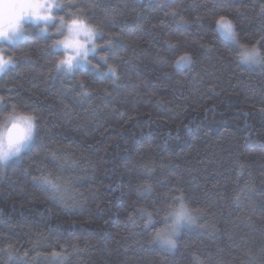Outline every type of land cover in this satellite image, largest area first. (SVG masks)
I'll return each instance as SVG.
<instances>
[{
	"label": "trees",
	"instance_id": "1",
	"mask_svg": "<svg viewBox=\"0 0 264 264\" xmlns=\"http://www.w3.org/2000/svg\"><path fill=\"white\" fill-rule=\"evenodd\" d=\"M75 3L101 43L119 34L100 70L57 71L54 36L32 24L0 44L16 60L0 75V128L44 118L35 146L0 165V264H264V65L214 23L228 15L264 56V0ZM49 173L63 198L35 179ZM181 194L204 213L169 251L153 238Z\"/></svg>",
	"mask_w": 264,
	"mask_h": 264
},
{
	"label": "snow or ice",
	"instance_id": "2",
	"mask_svg": "<svg viewBox=\"0 0 264 264\" xmlns=\"http://www.w3.org/2000/svg\"><path fill=\"white\" fill-rule=\"evenodd\" d=\"M80 5L75 0H0V41L15 42L21 40L25 36V23L32 21L34 23L43 22L45 27L42 31H47L50 21L58 20L61 25L57 35L61 39L53 41L50 46L53 53L62 49V57L55 63L57 71L64 69L66 73L72 72L73 69L81 64H90L88 57L90 53H97L101 47L108 51H112L115 47L114 41L118 39L119 34H109L104 45H97L96 39L103 38L105 33L102 26L92 24L81 16L87 13L81 11L79 14L68 11ZM56 11H64L69 19L65 20L64 16H54ZM176 9L172 10V14H177ZM264 13V8H262ZM199 17L197 20L199 21ZM217 30L227 36L239 49V59L245 64H261L264 65V56L261 55L258 48L253 45L248 47L241 43L236 24L228 15H218L214 21ZM259 43V42H258ZM100 59L107 64V57L100 56ZM16 60L12 55L5 58L4 49L0 48V72H3L7 65L15 64ZM192 57L185 53L180 56L176 64L191 65ZM99 70V65H93ZM109 72L115 74L116 68L109 65ZM3 98H0L2 102ZM43 117L36 115L13 114L9 117V125L0 131V162L8 161L11 157H19L25 149L34 147L35 141L39 136L40 124ZM53 160H58L57 152H51ZM46 187L50 188L53 193H60L63 198L66 194V188L62 191L61 184L58 182L59 177L52 178V174L48 176L41 175L35 177ZM177 191H180L177 189ZM239 199V196L236 197ZM173 203L164 209L165 215L161 217L164 227L156 230L153 239H159L167 250L171 251L177 247V239L181 230L185 226L196 224L197 216L204 213L203 209L193 210L186 206L185 196H174L171 198ZM141 213L147 212V226H154L153 213L146 208H140ZM132 218L131 215L129 217Z\"/></svg>",
	"mask_w": 264,
	"mask_h": 264
},
{
	"label": "rangeland",
	"instance_id": "3",
	"mask_svg": "<svg viewBox=\"0 0 264 264\" xmlns=\"http://www.w3.org/2000/svg\"><path fill=\"white\" fill-rule=\"evenodd\" d=\"M53 15H54V16H57V17L60 16V15H57L56 12H54ZM65 20H66V19H65ZM26 24H32V25L37 26V27L39 28L40 33H42V34L54 36V38H55L54 41L62 38L61 36L57 35L58 31H59L60 28H61V25L59 24L58 20L50 21V22L48 23L47 31H46V32H45V31H42V29L45 27V25H44L43 22L34 23V22H32V21H28V22L25 23V26H26ZM26 35H27V31H26V28H25V36H24L23 39H25ZM223 36H224L226 39H228L229 41H231L227 36H225V35H223ZM98 38H99V37H98ZM98 38L96 39V43H97V45H100V46L104 45V43H101V42L98 40ZM23 39H21V40H17V41H15V42L0 41V44H1V43H5V44H9V45H10V44H16V43L22 41ZM231 42H232V41H231ZM103 49H104V48L101 47L97 53H90V54H89L88 59H89V61H91L90 64H81V65L75 67L74 69H76V68H78V67H83V68L90 67V68H92V69H95V68L93 67V65H99V70H100V69H101V65H100V64L103 65V64L105 63L103 60L100 59V56H104V55H103L102 53H99V52H100L101 50H103ZM56 51H60L61 53L63 52L62 49H59V50H56ZM4 54H5V58H7L8 54H7L5 51H4ZM61 58H63V57L61 56ZM12 65H13V64H9V65H7L6 68H5V70H4L3 72H0V75H1L2 73H4V72H5L10 66H12ZM255 65H257V64H255ZM178 66H180V67H187V66H189V65L181 64V65H178ZM252 66H254V65H252ZM74 69H73V70H74ZM62 70H64V69H62ZM62 70H61V71H62ZM108 71H109V70H108ZM68 73H70V72H68ZM7 126H10V125H9V120H8L4 125L1 126L0 131H2V130H3L5 127H7ZM25 150H26V149H25ZM25 150H24V151H25ZM13 158H16V157H15V156H14V157H11L8 161H10V160L13 159ZM8 161H7V162H8ZM4 165H5V164H4Z\"/></svg>",
	"mask_w": 264,
	"mask_h": 264
},
{
	"label": "clouds",
	"instance_id": "4",
	"mask_svg": "<svg viewBox=\"0 0 264 264\" xmlns=\"http://www.w3.org/2000/svg\"><path fill=\"white\" fill-rule=\"evenodd\" d=\"M6 163H7V161L0 162V165H4V164H6Z\"/></svg>",
	"mask_w": 264,
	"mask_h": 264
}]
</instances>
